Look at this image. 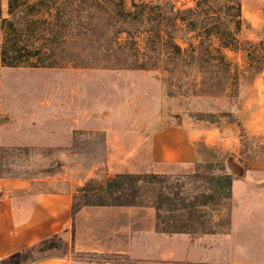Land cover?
<instances>
[{"label":"rangeland","instance_id":"1","mask_svg":"<svg viewBox=\"0 0 264 264\" xmlns=\"http://www.w3.org/2000/svg\"><path fill=\"white\" fill-rule=\"evenodd\" d=\"M36 1L21 0L18 10L34 13ZM49 1L62 17L53 33L52 59L59 66L31 67L24 59L13 67L0 63V200L12 199L24 213L40 194L73 179L81 182L77 191L86 183L100 187L91 206L101 207L110 192L138 187L144 202L167 217L182 215L186 205L201 207L181 221L189 236L180 242L179 255H163L153 264H264V172L249 168L262 158L264 137V130L254 129L264 122V65L259 73L251 67L262 55L264 0H240L241 50L223 51L237 72L222 75L217 57L209 55L195 66L205 72L212 66L202 77L128 69L142 59L131 48L143 43L139 28L148 26V8L182 10L198 0ZM7 3L0 0V10L10 20ZM222 4L211 12H224ZM121 11H131L133 21ZM42 16L43 10L33 18ZM13 19L18 35L27 19L20 13ZM38 26L40 33L46 30ZM176 36L197 43L180 27ZM3 41L0 29V48ZM126 45V53L119 52ZM172 125L195 138L197 162L182 174L149 172L151 136ZM217 129L227 141L205 144L206 132ZM195 168L200 173H192ZM157 232L165 234L160 241L166 247L173 243V233ZM69 245V235H59L51 249L35 252L27 263L66 258L70 264H152L137 255L96 254L78 246L74 251Z\"/></svg>","mask_w":264,"mask_h":264},{"label":"trees","instance_id":"2","mask_svg":"<svg viewBox=\"0 0 264 264\" xmlns=\"http://www.w3.org/2000/svg\"><path fill=\"white\" fill-rule=\"evenodd\" d=\"M20 1L8 0L7 15L11 17L10 20L2 19L0 10V29L4 34L3 45L0 48V63L4 66L13 67L16 66L20 59H24L27 60L26 62L31 63V67L59 66V63L52 59L54 54L53 40L56 39V36L53 37V33L55 28L61 27L62 24V17L59 14L58 7L54 5L55 9H52L54 7L53 4H50L49 0H40L31 5L36 11L29 13L18 10L20 8ZM222 1V5L226 10L218 15H214L211 11L214 4L220 3V0H198L193 7L182 10L174 9L171 5V8L165 12L158 7L148 8L150 11L145 13V22L148 26L139 28L141 34L144 35L143 43L141 46L135 43L131 48L136 57H142V59L129 65L128 69L144 71L161 68L165 73L174 74L176 77L189 73H195V75L202 77L209 69L211 70L212 66L207 63L209 69L206 72L204 70L205 67L195 66L201 64L203 59L211 55L216 56L218 59L217 63L223 67L222 75H234L237 72V68L232 67L223 51L232 53L239 51L240 43L236 35L245 23V20L240 10V0ZM228 2H230V5H228ZM154 8H158V10L156 11ZM41 10H43L45 17L42 16L34 19L33 16L39 14ZM111 10L115 13L116 6H112ZM19 13L22 14L23 18L27 19V24L21 33L17 35L15 29L16 22L13 18ZM121 13L127 15V18H129L128 22L133 21V13L131 11H121ZM40 24L46 27V30L42 29L41 33L38 26ZM179 27L182 28L183 32L195 35L197 43L194 45L190 42H184L177 37L176 31H178ZM123 32L127 36L131 34L130 30ZM40 34H43L45 39L42 43H39V41L41 42ZM37 38L38 40L35 41ZM214 39L217 42L216 47L213 44ZM259 45L262 46V55L258 57L255 66H251L256 73L261 72L264 65V42H259ZM125 47L127 45L118 47L119 52H122V49H124L126 53ZM161 57L166 58L164 64L159 63ZM168 64H171L170 69H167ZM252 64L254 63L252 62ZM194 172L198 174L200 170L195 168ZM79 192L81 193L79 199L76 200L74 198L71 205L72 218L75 217L81 208L93 205L92 201L102 193L100 187L90 183H86ZM97 205L153 207L156 217V230L167 234L186 232L187 230L181 225L182 219L185 218L188 221L189 214L201 208L198 205H192L191 207L186 205L181 207V210H184L182 215L172 217L169 214L167 217L158 211L157 205H150L148 202H144L138 187L130 189L118 188L108 194L105 203ZM57 237L59 236H53L16 252L0 260V264H28L27 262L30 260L31 255L35 252L51 249L53 247V240ZM70 237L71 241H73V223L70 229Z\"/></svg>","mask_w":264,"mask_h":264},{"label":"crops","instance_id":"3","mask_svg":"<svg viewBox=\"0 0 264 264\" xmlns=\"http://www.w3.org/2000/svg\"><path fill=\"white\" fill-rule=\"evenodd\" d=\"M260 126L259 129L255 125L254 129L261 132L264 130V122ZM233 130L228 129L230 132ZM223 134L219 129L207 131L202 141L210 145L225 142L227 139ZM209 136L211 142H208ZM196 159L195 138L184 134L179 126H167L151 136L149 172L182 174L194 167ZM253 163L256 166L250 165V170L264 172V137L262 158ZM80 184L77 180H64L57 191L42 193L35 198L24 213L14 209L12 199L0 200V260L43 240L65 234L69 235L70 250L73 247L74 251L78 246L80 250L96 254L137 255L140 260L152 264L160 261L163 255H179L177 251H180V242L188 240L189 235L173 233L170 235L173 243L168 244V247L162 244L161 236L165 234L156 230L153 207L85 206L72 218L71 205L74 195L79 193L76 188ZM72 223L73 241L70 239ZM82 227L86 239L81 238ZM131 241L136 242L135 251L131 249L135 242ZM185 250L188 251V248ZM28 264H70V261L66 258H45Z\"/></svg>","mask_w":264,"mask_h":264}]
</instances>
